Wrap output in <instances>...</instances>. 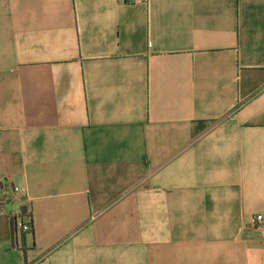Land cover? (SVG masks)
<instances>
[{
	"label": "crops",
	"instance_id": "1",
	"mask_svg": "<svg viewBox=\"0 0 264 264\" xmlns=\"http://www.w3.org/2000/svg\"><path fill=\"white\" fill-rule=\"evenodd\" d=\"M259 214L264 0H0V264H264Z\"/></svg>",
	"mask_w": 264,
	"mask_h": 264
},
{
	"label": "built area",
	"instance_id": "2",
	"mask_svg": "<svg viewBox=\"0 0 264 264\" xmlns=\"http://www.w3.org/2000/svg\"><path fill=\"white\" fill-rule=\"evenodd\" d=\"M128 2H137L140 0H127ZM14 191L18 192L21 189L17 186H14ZM256 224L259 227H264V215L259 214L256 216ZM16 229L21 232L31 233L33 231V220L29 213H22L16 219Z\"/></svg>",
	"mask_w": 264,
	"mask_h": 264
}]
</instances>
